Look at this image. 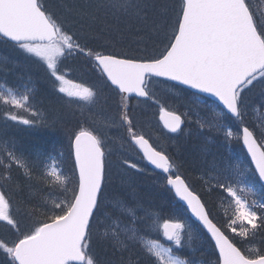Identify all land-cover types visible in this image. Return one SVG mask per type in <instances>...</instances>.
<instances>
[{
  "label": "snow or ice",
  "instance_id": "obj_1",
  "mask_svg": "<svg viewBox=\"0 0 264 264\" xmlns=\"http://www.w3.org/2000/svg\"><path fill=\"white\" fill-rule=\"evenodd\" d=\"M68 14L79 24V35L66 27ZM120 25L135 29L142 42L138 51L90 46L89 38L113 43L109 37L114 29L123 35ZM0 44L19 49L26 60L42 66L53 89L67 97L61 99L68 108L82 107L77 101L95 106L100 96L98 89L66 78L60 65L68 57H83L98 74L101 88L119 96L114 115L97 121L96 128L81 125L69 134L72 177L64 174L56 157L40 151L26 155L14 139L4 138L9 125L0 129V187L13 181V171H22L31 181L33 169L42 167L44 183L64 194L51 200L50 207L46 199L29 198L14 208L11 196L0 190V226L12 236H0V264H204L191 246L192 229L180 219L161 221L148 214L152 230L161 232L167 245L141 233L137 225L144 217L137 214L141 207L137 178L147 168L125 154L129 148L138 149L139 159L160 170L168 191L206 230L218 251L215 264H264V250L253 247L249 251L254 254L249 255L236 246L180 174L177 159L151 144L130 115L133 97L159 103L149 87L152 78L175 82L174 89L184 86L179 91L186 93L190 105L212 113L210 121L195 120L199 128L222 132L226 143L242 142L255 166L253 170L229 163L220 169L212 164L215 175L204 182L209 193L219 191L221 204L228 201L231 215L225 227L240 237L264 235V194L251 203L245 195H257L248 173L264 182V10L254 0H83L72 6L63 0L56 6L46 0H0ZM7 59L0 56V61ZM35 95L30 81L20 88L0 81L2 115L17 124L54 128L59 117L38 110ZM249 109L258 120L254 128L246 123ZM160 111L170 133H184L182 115L163 106ZM106 129L124 130L115 137L122 146L115 171L125 192L111 199L107 190L113 174L109 144L113 137ZM194 151L204 155L207 145L194 146ZM108 205L128 222L113 217ZM94 245L102 248L103 258L93 253Z\"/></svg>",
  "mask_w": 264,
  "mask_h": 264
},
{
  "label": "trees",
  "instance_id": "obj_2",
  "mask_svg": "<svg viewBox=\"0 0 264 264\" xmlns=\"http://www.w3.org/2000/svg\"><path fill=\"white\" fill-rule=\"evenodd\" d=\"M59 2L60 0H46L49 6H56ZM63 2L72 6L77 3H82L83 0H63ZM254 4L261 10H264V0H254ZM68 15L69 19L66 27L79 35V24L75 22L71 14ZM100 27H103V25L98 24L97 28ZM120 28L123 31L122 36L114 29L112 35L109 37L113 43L105 44L103 40L89 38L90 46L105 51H120L121 49L129 51L130 53L138 51V46H142V42L137 39L135 29L128 31L124 25H120ZM81 41L83 42V37H81ZM0 56L8 57L6 61H0V81L6 82L8 86L14 88H20L23 84L29 83L30 81V85L36 89L34 100L36 108L43 110L50 117H59L54 128H46L39 125H22L13 121H7L2 115V108L4 106H0V129L5 124L9 125L6 129L7 137L4 138L14 139L17 145L25 151L26 155L29 153L34 155L37 151H40L56 157L64 174L72 177L74 172V159L69 134L77 131L81 125L88 128H95L92 121L87 120V117L92 116L94 118L93 114L110 115L111 111L112 113L115 112L119 104V96L110 88H101L98 74L91 69V66L83 57H68L62 59L60 65L61 70L67 73L66 78L73 83L90 86L100 91L99 104L92 106L86 103L82 107L74 105L72 108H68L61 99V97L63 99H67V97H64L63 94L53 89L51 80L47 77L42 66H37L32 61L26 60L19 49L13 50L11 47L3 44H0ZM171 85L167 82L152 79L149 87L156 99L159 100V103H153L152 101H141L137 103L138 100L131 99L130 107L132 108V112L130 115L138 124L139 130L143 131L151 144L157 147V149L166 150L169 155L177 159L181 165L179 169L180 174L201 195L204 203L211 212L214 222L222 228L236 246L241 248L242 251H245V254L249 255L254 253L247 252V249L244 248L246 244L264 250V235L258 234L255 238L251 236L241 238L225 227L227 217L231 215L228 201L225 200L221 204L219 191L214 190L209 193L204 182L206 179L215 175V171L212 170L213 163L220 169L227 168L229 163L232 165L238 164L235 162L236 158H232V153H237V158L244 167L251 168L246 154L241 147V142L233 139L226 143L222 132L214 129L209 130L207 127L201 130L195 123V120L199 118L205 122L210 121L212 119L211 111L203 106L190 105L187 102L186 93L180 92L179 87L172 88ZM161 106L166 110L182 115V118L185 119V124L182 126L184 128L183 134L169 133L161 126L159 122ZM184 113H188V116H184ZM21 115L27 116V113L21 112ZM73 120L74 124L71 125ZM149 121L153 125L157 124L162 130L163 138L160 139L159 144L155 143V139L146 131L145 127ZM246 123L250 128H254L258 124V120L251 109H249ZM229 124L232 126L233 131H238V126L234 122L229 121ZM106 131L115 140L111 147L114 155L110 157L113 161V174L111 184L107 190V195L111 199L113 196L125 192V188L121 185L120 176L115 171L118 155L122 151L121 143L115 137L117 134H123L124 130L115 129L113 133L107 129ZM155 135L158 136V133H155ZM257 136H259V130H257ZM204 144L207 145L208 149L206 154L201 155L199 152L194 151V146ZM123 147L128 148V145L124 144ZM130 151L132 150L129 148L125 154H128ZM133 152L137 155L136 150ZM137 158H139L138 155ZM141 164L147 168V171L137 178V190L141 205L137 209V214L144 217L143 223L137 225L141 233L145 237L158 239L167 245L168 243L164 241L160 232L152 230L151 219L148 214H156L161 221L177 216V218L186 220L195 231V243L192 245V248L197 249L196 258L204 262V264H215L217 254L210 239L196 223L188 218L185 209L174 199L171 192L166 188L164 178L160 174L149 170L142 160ZM42 172V167L34 168L33 179L29 181L24 177L22 171H13V181L0 187V190L5 191L6 194L11 196L14 208L19 201L29 198L33 202H40L42 199H46L49 201L48 206L50 207L51 200L62 198L64 194L57 186L44 183ZM202 176L204 179H201ZM247 176L252 178L250 186L253 187L257 194L256 197H253L251 194H245L248 197L249 203H251L253 198L258 199L260 195L264 194V188L259 184L256 177H252V173H248ZM108 207L113 217H120L122 223L128 222L126 216H121V213L111 209L110 205ZM257 211L259 212L260 210L257 209ZM234 227H238V225ZM0 236L8 239L12 238L11 234L2 226H0ZM93 253L101 258L104 256L102 248L98 245L93 246Z\"/></svg>",
  "mask_w": 264,
  "mask_h": 264
},
{
  "label": "rangeland",
  "instance_id": "obj_3",
  "mask_svg": "<svg viewBox=\"0 0 264 264\" xmlns=\"http://www.w3.org/2000/svg\"><path fill=\"white\" fill-rule=\"evenodd\" d=\"M77 103H78L79 105H81V106H84V104H86V102H83V101H77ZM114 104H115V103H114ZM114 114H115V112L112 113V111L110 112V115H108V114H107V115H104V114H103V115H100V114H93L94 118H93L92 116H88V117H87V120H88V121H92V123L94 124V127L96 128V127H97V123H96L97 121L104 120V119H106L107 117L112 116V115H114ZM149 122H150V123H149ZM149 122H147V126L145 127V128H146V131H148V132L150 133L151 137H153V138L155 139L154 142L157 143V144H159L160 139L163 138L162 130L158 127L157 124H154V125H153V124L151 123V121H149ZM159 122H160V124H161V121H160V120H159ZM72 124H74V120L71 122V125H72ZM144 124H146V122H144ZM161 126H162V124H161ZM162 127H163V126H162ZM110 131H111V133H113V132L115 131V129H111ZM155 133H158V136L155 135ZM112 137H113V136H112ZM116 140H117V139H116ZM114 141H115V140H114V137H113V140L109 141V144H110L111 147H112ZM117 141H119V140H117ZM128 154L131 155L132 158L136 159L138 163H141V160H140L139 158H137V155H136L133 151H130ZM113 155H114V151H113ZM231 156H232V158H236L235 162L240 163V160L237 158V157H238L237 153H232ZM172 219H180V220H182L181 218H177V216H174ZM182 221H184V222L186 223V225H188V226L192 229L191 225H190L189 223H187L186 220L183 219ZM192 231H193V240L191 241V246L194 245V243H195V241H194V232H195V231H194L193 229H192ZM160 234H161V236H162V233H161V232H160ZM163 239H164V237H163ZM164 241H165L166 243H169V242L166 241L165 239H164ZM253 247H255V246H252V245H250V244H249V245L246 244V245L244 246V248L247 249V252H248V253H252V252L249 251V249H251V248H253Z\"/></svg>",
  "mask_w": 264,
  "mask_h": 264
},
{
  "label": "water",
  "instance_id": "obj_4",
  "mask_svg": "<svg viewBox=\"0 0 264 264\" xmlns=\"http://www.w3.org/2000/svg\"><path fill=\"white\" fill-rule=\"evenodd\" d=\"M154 79H158V80L165 81L163 78H154ZM166 82H170V81H166ZM170 83L174 84L175 82H170ZM180 87L183 88L184 86H180ZM189 91H191V90H189ZM133 98H136V97H133ZM136 99L143 100V98H136ZM211 99H214V98H210V100H211ZM162 122H163V124H164V121H163V120H162ZM241 143H242V142H241ZM242 147H243V149H244V151H245V153H246V155H247L246 149L244 148L243 145H242ZM137 151L139 152L138 149H137ZM140 155H142V154H140ZM73 157H74V155H73ZM247 157H248V159H249L250 162H251V158H250V156L247 155ZM145 162H146V161H145ZM146 164H147V162H146ZM251 165H252V167H253V169H254V168H255L254 164L251 163ZM148 167H149L151 170H153V169H152V166L148 165ZM154 171L161 173L160 170H154ZM161 174H162V173H161ZM162 175H163V174H162ZM260 182H261V184L264 186V182H262V181H260ZM172 194H173V193H172ZM173 196H174V194H173ZM175 199L178 201L177 198H175ZM178 202H179V203H180V204L186 209V205H184L183 202H180V201H178ZM187 213H188L190 219L193 220L195 223H197V224L202 228V225H200L199 222L195 220V217H192L190 212L187 211ZM202 229H203V228H202ZM203 230H204V229H203ZM204 232L206 233V230H204ZM206 234H207V233H206ZM207 235H208V234H207ZM208 236H209V235H208ZM209 238L211 239L210 236H209ZM211 241H212V240H211ZM212 243L214 244V241H212ZM216 251H217V250H216ZM217 254H218V251H217Z\"/></svg>",
  "mask_w": 264,
  "mask_h": 264
}]
</instances>
